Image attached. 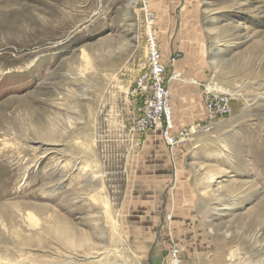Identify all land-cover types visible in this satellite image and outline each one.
Returning <instances> with one entry per match:
<instances>
[{
  "label": "rangeland",
  "instance_id": "obj_1",
  "mask_svg": "<svg viewBox=\"0 0 264 264\" xmlns=\"http://www.w3.org/2000/svg\"><path fill=\"white\" fill-rule=\"evenodd\" d=\"M145 3L172 82L232 96L171 152L127 132ZM172 244L264 264V0H0V264H166Z\"/></svg>",
  "mask_w": 264,
  "mask_h": 264
},
{
  "label": "built area",
  "instance_id": "obj_2",
  "mask_svg": "<svg viewBox=\"0 0 264 264\" xmlns=\"http://www.w3.org/2000/svg\"><path fill=\"white\" fill-rule=\"evenodd\" d=\"M145 21V55L139 63V71L132 82L129 94L134 103V117L127 132L132 146L140 147L145 135L158 133L167 148L171 151L192 137V127L175 126L173 108L171 104L170 86L172 80L179 77V73L171 72L167 75L164 61L156 34V16L144 4ZM201 102L205 110V118L214 121L232 112V96L221 91L215 84H202ZM166 264H185L181 249L172 244L166 253Z\"/></svg>",
  "mask_w": 264,
  "mask_h": 264
},
{
  "label": "crops",
  "instance_id": "obj_3",
  "mask_svg": "<svg viewBox=\"0 0 264 264\" xmlns=\"http://www.w3.org/2000/svg\"><path fill=\"white\" fill-rule=\"evenodd\" d=\"M171 91V104L173 108V115L175 126L177 128L187 127L189 122H193L196 120V116L203 111V105L201 102V90L200 85L189 81V79L185 78L182 80H177L171 83L170 86ZM176 122L178 124H176ZM149 147V145H147ZM145 159V161H144ZM144 163L153 162V164H160L161 167L167 166V159L163 157H151V156H144ZM151 162V163H152ZM154 179L153 181L159 182L160 187L163 186V180H167L168 173L163 174H153ZM155 191V190H154ZM160 191V190H159ZM153 196L152 204H159V196L160 192H152L147 193V195Z\"/></svg>",
  "mask_w": 264,
  "mask_h": 264
}]
</instances>
